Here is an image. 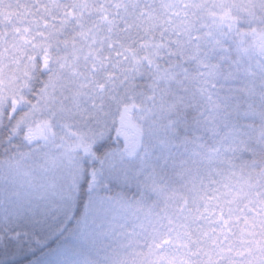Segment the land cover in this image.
I'll return each mask as SVG.
<instances>
[{"label": "rangeland", "instance_id": "1", "mask_svg": "<svg viewBox=\"0 0 264 264\" xmlns=\"http://www.w3.org/2000/svg\"><path fill=\"white\" fill-rule=\"evenodd\" d=\"M148 1L132 25L180 59L166 83L164 102L191 107L194 127L210 137L177 162L185 194L180 191L176 198L166 186L150 183L151 194L159 199L155 211L143 210L120 192L89 198L76 213L77 166L87 147L106 140L110 130L100 122L85 131L74 117L79 96L67 91L64 73L71 63L64 62L60 77L51 78L32 109L14 124L0 161V244L6 239L17 244L9 261L264 264V183L256 184L254 174L239 165L241 151L256 144L255 135L234 126L247 98L250 105L264 101V63L242 58V46L220 34L228 12L264 19V0ZM10 14L0 9V23L8 22ZM45 38L29 30L2 38L0 120L19 87L36 72L35 58ZM157 45L146 51L153 54ZM138 64L141 57L133 54L129 66L141 75ZM22 130L34 133L25 137L37 146H14ZM101 167L104 177L123 184L137 170L135 162L115 153Z\"/></svg>", "mask_w": 264, "mask_h": 264}, {"label": "trees", "instance_id": "2", "mask_svg": "<svg viewBox=\"0 0 264 264\" xmlns=\"http://www.w3.org/2000/svg\"><path fill=\"white\" fill-rule=\"evenodd\" d=\"M99 1L0 0L1 11L8 9L11 13L8 22L0 23V42L6 34L19 30L46 37L35 58L36 72L20 84L0 120V161L16 121L32 109L36 96L51 78L60 77V64L69 62L71 66L64 73L65 85L67 91L73 90L79 96L72 112L74 117L85 131L97 128L100 122L110 130L106 140L87 147V154L77 166L80 176L75 193L76 213L82 212L89 198L120 192L143 210L155 211L159 199L151 194L150 183L166 186L176 198L185 194L180 190L177 162L197 144L209 143L210 137L194 127L191 107L164 102L166 83L175 75L173 68L180 59L165 53L163 44L157 45L132 25V19L138 11H144L149 1ZM224 19L220 34L230 39L231 45L242 46V58L247 56L253 63H264V19L253 13L240 17L229 12ZM152 44L157 45L153 54L146 51ZM133 54L141 57V75L135 66H129ZM248 100L234 126L251 129L256 144L241 151L239 165L243 172L254 174L256 184L264 183V101L256 100L250 105ZM252 110L253 115H248ZM125 132L130 133V138ZM30 133L34 135L31 130H22L14 146L26 150L37 146L31 136L25 137ZM113 153L137 164L136 175L127 184L101 174L105 157ZM177 202L180 204L181 200ZM16 248L17 244L10 239L0 244V264H24L27 259L9 261Z\"/></svg>", "mask_w": 264, "mask_h": 264}]
</instances>
